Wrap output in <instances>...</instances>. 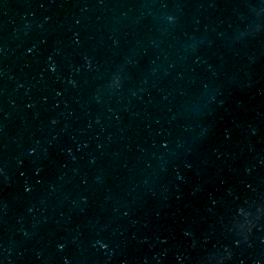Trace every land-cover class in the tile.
<instances>
[{
    "label": "water",
    "instance_id": "obj_1",
    "mask_svg": "<svg viewBox=\"0 0 264 264\" xmlns=\"http://www.w3.org/2000/svg\"><path fill=\"white\" fill-rule=\"evenodd\" d=\"M0 264H264V0H0Z\"/></svg>",
    "mask_w": 264,
    "mask_h": 264
}]
</instances>
